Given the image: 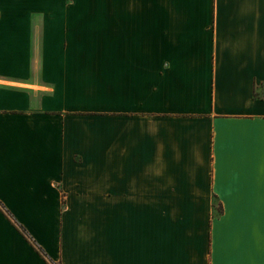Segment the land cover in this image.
<instances>
[{
	"label": "crops",
	"instance_id": "crops-1",
	"mask_svg": "<svg viewBox=\"0 0 264 264\" xmlns=\"http://www.w3.org/2000/svg\"><path fill=\"white\" fill-rule=\"evenodd\" d=\"M58 263L264 264V0H0V264Z\"/></svg>",
	"mask_w": 264,
	"mask_h": 264
},
{
	"label": "trees",
	"instance_id": "trees-1",
	"mask_svg": "<svg viewBox=\"0 0 264 264\" xmlns=\"http://www.w3.org/2000/svg\"><path fill=\"white\" fill-rule=\"evenodd\" d=\"M41 249V248H40ZM59 264V263H58Z\"/></svg>",
	"mask_w": 264,
	"mask_h": 264
}]
</instances>
